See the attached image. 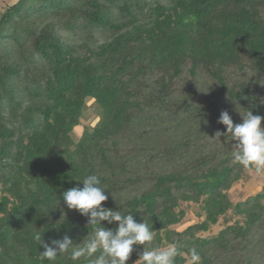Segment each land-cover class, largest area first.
I'll return each mask as SVG.
<instances>
[{
    "label": "trees",
    "instance_id": "trees-1",
    "mask_svg": "<svg viewBox=\"0 0 264 264\" xmlns=\"http://www.w3.org/2000/svg\"><path fill=\"white\" fill-rule=\"evenodd\" d=\"M2 6L0 264H49L36 232L87 236L62 193L90 174L105 207L148 223L153 247H180L175 264L193 248L199 264H264V183L232 201L254 169L233 162L230 139H212L226 131L222 111L234 123L264 116V0Z\"/></svg>",
    "mask_w": 264,
    "mask_h": 264
},
{
    "label": "clouds",
    "instance_id": "clouds-1",
    "mask_svg": "<svg viewBox=\"0 0 264 264\" xmlns=\"http://www.w3.org/2000/svg\"><path fill=\"white\" fill-rule=\"evenodd\" d=\"M240 114L242 122L234 123L229 112L222 111L217 122L224 125L226 131H217L212 139H220L221 136L230 139L234 146L231 154L233 162L264 173V116L254 115L251 110ZM82 184V187L77 185L64 191L62 200L69 210H75L86 218L92 231L79 243H74L67 235L46 243L39 232L34 233V241L44 248L41 253L43 259L49 264H58L61 256H67L74 262L84 260L87 264H127L134 246L142 245L143 250L134 264H175L176 258L181 255L177 244H170L164 249L153 247V229L144 219L137 222L131 213L125 214L104 206L109 197L98 175L86 176ZM103 222L115 227H106ZM189 257V264L201 261L195 248L190 250Z\"/></svg>",
    "mask_w": 264,
    "mask_h": 264
},
{
    "label": "rangeland",
    "instance_id": "rangeland-1",
    "mask_svg": "<svg viewBox=\"0 0 264 264\" xmlns=\"http://www.w3.org/2000/svg\"><path fill=\"white\" fill-rule=\"evenodd\" d=\"M16 0H0V9H2L4 4L7 3H13ZM96 111L94 108L90 109L88 111V114H86V120L83 122L84 124L91 125L94 122V119L96 117ZM264 183V173H257L255 170L250 172L245 180L242 183L237 184L231 194L230 199L234 202H237L239 200H242L246 196L250 194H254L258 191V188ZM193 219V218H192ZM185 221H188V218L185 219ZM217 228H214V231H216Z\"/></svg>",
    "mask_w": 264,
    "mask_h": 264
}]
</instances>
